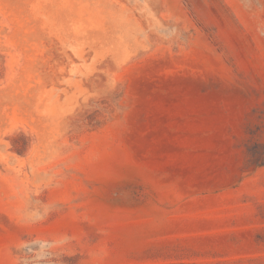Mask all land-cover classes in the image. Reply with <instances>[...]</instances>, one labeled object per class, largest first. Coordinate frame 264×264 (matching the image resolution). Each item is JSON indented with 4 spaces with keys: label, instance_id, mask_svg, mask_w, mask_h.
<instances>
[{
    "label": "rangeland",
    "instance_id": "374dc122",
    "mask_svg": "<svg viewBox=\"0 0 264 264\" xmlns=\"http://www.w3.org/2000/svg\"><path fill=\"white\" fill-rule=\"evenodd\" d=\"M0 264H264V0H0Z\"/></svg>",
    "mask_w": 264,
    "mask_h": 264
}]
</instances>
